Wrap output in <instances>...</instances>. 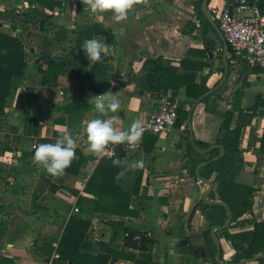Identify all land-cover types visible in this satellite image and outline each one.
Here are the masks:
<instances>
[{"label": "crops", "instance_id": "obj_1", "mask_svg": "<svg viewBox=\"0 0 264 264\" xmlns=\"http://www.w3.org/2000/svg\"><path fill=\"white\" fill-rule=\"evenodd\" d=\"M197 1L135 0L117 21L111 11L91 14L88 0H0V31L23 42L27 62L24 76L14 80L17 88L7 99L6 114L0 116V264H135L127 255L150 256L155 264H222L217 244L214 254L204 234L208 223L200 210L209 185L192 175L188 165L191 153L206 159L218 148L220 154L219 147L197 151L191 137L200 149L219 144L226 135L227 112L233 114L229 127L240 129L233 142L245 161L235 180L255 190L253 211L227 228L239 232L264 223V126L258 118L264 107V67L229 52V74L220 85L223 33L210 22L216 30L208 31L212 49L207 51ZM235 1H209L218 27L213 9ZM190 20L198 25L192 33L186 26ZM91 38L106 45L96 62L81 49ZM50 64L63 69L55 86L44 85L40 72ZM112 92L120 98L122 129L135 118L143 123L150 118L161 93L179 99L182 122L167 134H143L135 149L122 147L117 185L110 182L104 192L94 185L95 192L89 193L86 186L100 161L114 156L97 159L88 148L84 129L98 115L88 97ZM64 131L92 158L78 173L64 170L52 176L33 159L34 146L54 143ZM140 159L143 168L130 167ZM114 171L98 173V182L112 178ZM76 214L92 222L80 246V263L62 259L57 251ZM128 231L147 233L154 240L151 251L126 246ZM219 231L220 259L237 264L231 263L235 249Z\"/></svg>", "mask_w": 264, "mask_h": 264}, {"label": "trees", "instance_id": "obj_2", "mask_svg": "<svg viewBox=\"0 0 264 264\" xmlns=\"http://www.w3.org/2000/svg\"><path fill=\"white\" fill-rule=\"evenodd\" d=\"M250 1L252 2L254 0ZM202 2L203 0L197 1V19L201 23V27L203 29L206 50L209 51L212 49V43L209 42L207 34L210 29H216L210 23L208 17L202 10ZM257 2L261 12L264 13V0H258ZM186 26L189 27L190 33L198 28V25L194 20L188 21ZM229 52L232 53V48L230 45ZM228 62L230 64V59H228ZM26 66L27 62L25 59V48L23 42L15 36L0 31V116H4L6 114L5 106L7 99L17 88L14 80L24 76ZM222 68L224 69V67ZM40 72L43 74L44 85L55 86L58 82L60 73L63 72V69L57 70L55 65L50 64V67L47 71L41 70ZM154 83L155 80L151 79V85ZM187 88L190 93L189 84L187 85ZM204 92L205 91L198 93L197 98L200 97ZM180 112L181 110L179 109L176 127L180 126L182 122ZM256 114L257 109L254 110L252 116H255ZM232 116V113H226V124L223 125V130L226 132V135L223 139H219L217 141L225 148L226 153L221 158L213 160L212 162L202 166L200 169V174L206 179H211L214 184V189L210 192L209 198L212 200H221L227 204L232 211V223L236 224L240 222V219L246 213L253 211V198L255 190L252 186L238 183L235 180L238 172H240L244 167L245 161L243 150L239 149L237 142H235L237 141V138L240 134V129H231L229 127ZM233 140L235 141L233 142ZM218 151V148L212 149L209 155L206 156V159L203 158L205 157L203 154L198 152H194L193 154L191 153L188 166L192 175L197 178L196 168L203 161L202 159H212L219 154ZM91 158L92 156L83 155L82 150L77 148L75 158L72 160L70 166H68L65 170L78 173L80 168L85 166ZM116 158H119L121 163L123 156L121 153H118L111 159L105 158L100 161L98 167L92 174V177L86 186L87 192H95L93 188L94 185L104 192V190L108 189L110 182H112L111 184H116L115 180L120 165V163L116 165L113 164V160ZM113 169L115 171L112 178L105 177L104 180L102 179L101 182H98V173H108ZM98 194L100 195L101 199L99 205H101V196L103 194L101 192H98ZM126 195H128V199L131 198L130 194L126 193ZM200 210L208 223V227L204 234L209 243L212 245V250H214L213 253L215 254L216 243L211 234V230L213 227L221 226L227 221L228 211L224 205L215 203L209 204L203 199L201 201ZM91 223L92 222L89 218H85L82 215L76 214L70 216L57 247V251L62 259L69 262L80 263V257L83 255L79 251L80 246L89 228L91 227ZM232 225H230V227H232ZM128 232L129 235L125 239L126 246L133 247L134 249L151 251L154 245V240L151 239L147 233L134 231ZM219 232L220 233L218 235H225V237L230 241L232 247L235 249V252L231 258V263H237L241 260L251 259L259 254H264L263 222H255V227L252 230L230 232L228 228H225ZM127 256L134 258L135 264H155L152 262L150 256L146 260L137 259L132 255ZM257 261L260 264H264V257L257 259Z\"/></svg>", "mask_w": 264, "mask_h": 264}, {"label": "clouds", "instance_id": "obj_3", "mask_svg": "<svg viewBox=\"0 0 264 264\" xmlns=\"http://www.w3.org/2000/svg\"><path fill=\"white\" fill-rule=\"evenodd\" d=\"M135 0H88L90 13L97 14L111 11L117 21L128 15V10L134 5ZM106 45L96 38L86 39L81 49L87 60L96 62L101 59ZM88 103L93 105V111L98 113L95 118L87 121L84 131L87 134L88 148L94 153L102 154L106 146L114 144L132 145L140 141L144 132L142 119L135 118L128 128L118 126L120 120V98L118 93L96 94L88 97ZM18 116L19 113L17 112ZM33 159L40 162L43 168L52 176H59L70 166L75 158L78 141L72 134L64 131L54 143H40L35 145ZM120 159L113 160V164H119ZM131 168H143L142 159L130 164Z\"/></svg>", "mask_w": 264, "mask_h": 264}, {"label": "built area", "instance_id": "obj_4", "mask_svg": "<svg viewBox=\"0 0 264 264\" xmlns=\"http://www.w3.org/2000/svg\"><path fill=\"white\" fill-rule=\"evenodd\" d=\"M80 1L68 0L71 4ZM213 10L217 14L219 28L226 42L231 46L233 54L251 66L264 67V13L261 12L258 2L238 0L228 8ZM158 103L157 110L144 122L143 134H167L176 127L181 106L179 99L174 95L161 93ZM258 118L264 126V107L258 111ZM123 145L125 149L138 147L137 143L128 146L126 142L116 146L110 143L104 153H95V157L100 159L115 156L123 150ZM119 146L121 149H118Z\"/></svg>", "mask_w": 264, "mask_h": 264}, {"label": "water", "instance_id": "obj_5", "mask_svg": "<svg viewBox=\"0 0 264 264\" xmlns=\"http://www.w3.org/2000/svg\"><path fill=\"white\" fill-rule=\"evenodd\" d=\"M209 1H210V0H203V2H202V10L204 11L205 15L208 17V19L210 20V22H211L215 27H217L218 30L220 31L219 27H218L217 24H216L215 19L211 16V14H210V12H209V9H208ZM220 33H221V31H220ZM221 35H222V33H221ZM222 37H223V40H224V56H223V59H224V64H225V73H224V76H223V78H222V80H221V82H220V85H222V84L225 82V80L227 79V76H228V74H229V62H228V58H227L228 53H229V45H228V43L226 42V40H225V38H224L223 35H222ZM191 140H192V143H193V147H194L197 151H199V152H201V153H206V152L210 151V150H211L212 148H214V147H219V148L221 149V152H220L219 155H217L216 157H213L212 159H210V160H208V161H205V162L200 163V164L198 165L197 169H196V173H197L198 178H199L201 181H204V182L208 183V185H209V188H208V190L206 191L205 196H204V201H205L206 203H209V204H214V203H215V204H221V205H224V206L226 207L227 211H228V219H227V221H226L223 225H221V226H215V227L212 228V235H213V237H214V239H215V241H216V244H217V258H218V261H219L220 263H222V264H225V262H223V261L220 259V257H219V256H220L221 243H220L219 238H218V236L216 235L215 231H216L217 229L223 230V229L227 228V227L230 225V223L232 222V216H233V215H232V211H231L230 207H229L227 204H225L223 201H221V200H212V199L209 198V194H210V192L213 190V182H212L210 179H206V178H204V177L201 176V174H200V168H201L202 166H204V165H206V164L212 162L213 160H216V159L221 158V157L225 154V148H224L222 145L217 144V145H213V146H211V147L208 148V149H200V148H198L197 145L194 143L193 136L191 137ZM123 147H124V145H123ZM118 149H121V147L119 146ZM182 243H183V242H182ZM182 243H181V244H182ZM262 257H264V254H259V255L255 256L254 258H251V259L241 260V261H239L237 264H243L244 262H252V261H255V260H257V259H259V258H262Z\"/></svg>", "mask_w": 264, "mask_h": 264}]
</instances>
